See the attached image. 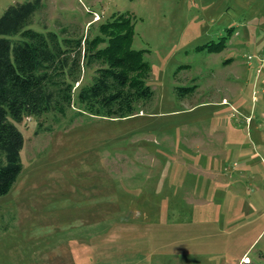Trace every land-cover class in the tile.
I'll return each instance as SVG.
<instances>
[{
	"label": "rangeland",
	"instance_id": "1",
	"mask_svg": "<svg viewBox=\"0 0 264 264\" xmlns=\"http://www.w3.org/2000/svg\"><path fill=\"white\" fill-rule=\"evenodd\" d=\"M25 1L0 0V17ZM117 13L135 18L154 97L125 119L75 103L16 124L23 170L0 197V264L257 262L264 0H42L31 28L93 37Z\"/></svg>",
	"mask_w": 264,
	"mask_h": 264
},
{
	"label": "trees",
	"instance_id": "2",
	"mask_svg": "<svg viewBox=\"0 0 264 264\" xmlns=\"http://www.w3.org/2000/svg\"><path fill=\"white\" fill-rule=\"evenodd\" d=\"M41 7L42 0L18 2L0 17V197L11 191L23 170L25 138L16 124L24 118H65L77 103V116L125 119L154 97L147 83V50L133 47V16L114 14L93 37H60L31 28ZM88 70L93 71L91 81L81 85ZM195 89L180 90L184 96Z\"/></svg>",
	"mask_w": 264,
	"mask_h": 264
},
{
	"label": "crops",
	"instance_id": "3",
	"mask_svg": "<svg viewBox=\"0 0 264 264\" xmlns=\"http://www.w3.org/2000/svg\"><path fill=\"white\" fill-rule=\"evenodd\" d=\"M257 241V240H256ZM254 243H255V241H254ZM254 243L252 244V246L254 245ZM251 246V247H252ZM262 254H264V252L263 251H261V252H259V254H258V260H257V263L259 262V263H261V264H264V257H262L263 255ZM251 262H253L252 260H250ZM254 263H256V262H254Z\"/></svg>",
	"mask_w": 264,
	"mask_h": 264
},
{
	"label": "built area",
	"instance_id": "4",
	"mask_svg": "<svg viewBox=\"0 0 264 264\" xmlns=\"http://www.w3.org/2000/svg\"><path fill=\"white\" fill-rule=\"evenodd\" d=\"M249 262H250V259L248 257L244 258V264L249 263Z\"/></svg>",
	"mask_w": 264,
	"mask_h": 264
}]
</instances>
